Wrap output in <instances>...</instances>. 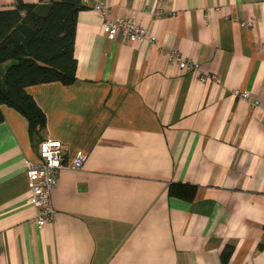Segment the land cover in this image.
Listing matches in <instances>:
<instances>
[{
    "label": "crops",
    "instance_id": "crops-1",
    "mask_svg": "<svg viewBox=\"0 0 264 264\" xmlns=\"http://www.w3.org/2000/svg\"><path fill=\"white\" fill-rule=\"evenodd\" d=\"M97 2L156 42L108 37ZM82 3L75 80L26 87L43 138L64 149L42 227L25 173L38 141L1 105L0 264H264V0ZM171 49L199 72L179 69ZM78 149L87 158L72 168ZM170 183L194 186L193 198L169 196Z\"/></svg>",
    "mask_w": 264,
    "mask_h": 264
},
{
    "label": "trees",
    "instance_id": "trees-1",
    "mask_svg": "<svg viewBox=\"0 0 264 264\" xmlns=\"http://www.w3.org/2000/svg\"><path fill=\"white\" fill-rule=\"evenodd\" d=\"M82 8V0H19L0 8V122L1 105L10 106L27 119L31 138H43L45 114L26 87L75 80V24ZM194 192L195 187L186 183H170L167 189L169 196L187 200ZM228 256L223 252L221 258Z\"/></svg>",
    "mask_w": 264,
    "mask_h": 264
},
{
    "label": "built area",
    "instance_id": "built-area-1",
    "mask_svg": "<svg viewBox=\"0 0 264 264\" xmlns=\"http://www.w3.org/2000/svg\"><path fill=\"white\" fill-rule=\"evenodd\" d=\"M93 8L100 19V27L108 37L121 35L129 41L148 40L153 44L155 37L147 34V30L138 21L131 17L111 18L109 8L105 3L97 2ZM251 21H243L242 25H248ZM168 58L176 63L179 69H191L199 72V63L187 59L178 49L167 51ZM207 75L199 73V79L204 80ZM215 78V75H211ZM234 92L240 99L248 101L251 105H257L258 100L252 98L246 90L235 89ZM87 158V153L81 149L75 151L70 166L80 168ZM64 164V149L59 139L42 138L37 144V158L26 161L25 173L27 177V200L35 208L34 222L37 227L44 226L51 221L54 207L51 203V192L56 184L57 173Z\"/></svg>",
    "mask_w": 264,
    "mask_h": 264
}]
</instances>
